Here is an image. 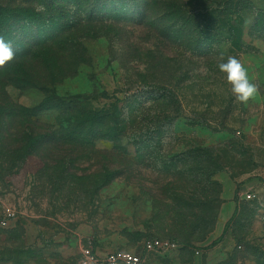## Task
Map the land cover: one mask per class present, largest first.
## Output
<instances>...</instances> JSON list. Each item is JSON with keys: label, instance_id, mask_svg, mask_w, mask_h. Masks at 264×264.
<instances>
[{"label": "rangeland", "instance_id": "374dc122", "mask_svg": "<svg viewBox=\"0 0 264 264\" xmlns=\"http://www.w3.org/2000/svg\"><path fill=\"white\" fill-rule=\"evenodd\" d=\"M184 1L188 14L182 21L153 12L141 22V6L135 10L120 4L129 21L90 28L84 41L90 62L74 77L46 89L6 87L10 100L26 108L37 106L48 91L64 99L82 95L86 107L114 117H128L134 107L138 142L118 123L116 142L89 137L66 142L54 162L41 168L40 158L30 159L9 188L0 185V264H80L85 249L134 252L146 264H264V188L259 185L264 170V32H252L264 20L258 15L264 0H226L239 13L226 19L217 14L225 0ZM30 35L44 37L35 30ZM12 46L16 53L18 47ZM230 55L242 61L259 88L247 104L235 102L217 67L221 56L226 62ZM57 57L51 55L53 61ZM18 62L37 83L56 79L45 78L46 66L33 58ZM157 87L171 90L176 104L166 106ZM150 95L160 100L150 104ZM165 114L172 122L159 130ZM66 119L57 109L36 117L60 128L68 127ZM194 150L207 152L187 160ZM45 154L50 153H44L48 158ZM160 157L173 161L163 165ZM205 167L212 173L220 168L202 186L206 194L180 192L177 203L166 199V192L174 194L168 191L174 185L186 190L190 178H203L189 169ZM245 183L258 191L256 200L241 197ZM227 202L237 209L231 221L233 215L228 219L223 211ZM181 206L186 217H216L202 239H192V229L172 224ZM155 239L176 247L144 251L143 242Z\"/></svg>", "mask_w": 264, "mask_h": 264}, {"label": "trees", "instance_id": "16d2710c", "mask_svg": "<svg viewBox=\"0 0 264 264\" xmlns=\"http://www.w3.org/2000/svg\"><path fill=\"white\" fill-rule=\"evenodd\" d=\"M229 3L230 1L225 0V7L221 13H217L221 19H226L232 14L236 15L235 17L239 15L236 9L231 10ZM120 4L123 6L131 4L135 10L142 7L141 22L147 21L153 12L158 15L163 13V16L169 14L173 19L180 21L188 14L187 3L184 0H0V36H3L6 42L11 41L18 47L13 60L0 67V185L7 184L6 188H9L12 177L18 175L30 159L40 158L41 168L46 162H54L55 153L62 151V144L66 142L78 141L85 137H89L91 141L104 138L116 142L118 136L116 128L118 129L119 125L122 130L131 132L132 142H138V117L134 107L131 110V113H134L133 116L131 113L128 117L121 116L123 119L120 123L118 122L120 116L114 117L101 110L86 107V98L82 95L64 99L48 91L49 94L45 95L37 106L26 108L12 102L5 90L9 85H15L22 90L46 89L50 84L54 85L66 78L74 77L81 65H87L90 62L84 47V41L90 38V28L107 23L119 24L129 21L126 16L127 11L120 7ZM258 15L264 18V11H259ZM33 30L43 34L44 37L34 39L30 35ZM259 31L264 32V20H259L252 30V32ZM52 54L58 55L59 60H71V64L66 67L57 62V58L53 61ZM28 58H33L46 66L45 78L56 79L37 83L24 67H19L18 61ZM58 69L60 70L56 74L55 71ZM157 89L166 106L170 103L176 104L171 90L166 87H157ZM159 100L160 98L153 95L149 97L150 104H156ZM51 109H57L66 114L67 128L36 121L37 115ZM171 122L172 118L165 114L158 127L159 130L168 128ZM45 151L50 153L45 154L49 156L48 158L44 156ZM201 152L207 151H190L186 155L187 160L195 161L199 158L198 156H201ZM159 160L166 165L171 163L173 158L160 157ZM189 171H196V175L203 178L201 180L197 177L190 178L189 187L186 190L184 186L180 188L174 185L168 190L174 193L173 195L166 192L167 200L177 203V199L181 197L180 192H187L189 195L200 192L206 194L207 189L202 186L205 183L210 184V176L219 172L220 168L213 173L209 167L201 170L194 168ZM200 207L205 210V206ZM182 211L181 206L180 215L174 218L172 224L177 228L192 229V239H202L215 224V216L211 220L197 216L186 217ZM236 211L237 209L230 221L234 218ZM221 240L222 238L214 242L212 246H216Z\"/></svg>", "mask_w": 264, "mask_h": 264}, {"label": "clouds", "instance_id": "9594fccd", "mask_svg": "<svg viewBox=\"0 0 264 264\" xmlns=\"http://www.w3.org/2000/svg\"><path fill=\"white\" fill-rule=\"evenodd\" d=\"M15 51L11 41H5L0 36V67L7 62L13 60ZM217 67L220 72L226 76L227 83L231 86V93L235 98V102L247 104L250 100L256 99L259 95V88L249 76L248 69L242 61L236 56H228L226 62L223 56Z\"/></svg>", "mask_w": 264, "mask_h": 264}, {"label": "built area", "instance_id": "2783aa9c", "mask_svg": "<svg viewBox=\"0 0 264 264\" xmlns=\"http://www.w3.org/2000/svg\"><path fill=\"white\" fill-rule=\"evenodd\" d=\"M259 185L264 188V170L259 177ZM258 191L256 189L242 188L241 197L246 201H254L257 198ZM7 222L3 221L2 226H6ZM176 245L169 241L159 239L145 241L143 250L146 252H165L172 250ZM80 264H146L142 254L127 251H113L107 254H99L90 249L82 251Z\"/></svg>", "mask_w": 264, "mask_h": 264}, {"label": "crops", "instance_id": "0c3cea01", "mask_svg": "<svg viewBox=\"0 0 264 264\" xmlns=\"http://www.w3.org/2000/svg\"><path fill=\"white\" fill-rule=\"evenodd\" d=\"M243 188H246V189H254V188L250 187L246 183L243 185ZM223 211L224 212H227L226 213V217L229 219V217H231L234 214V212H235V205H234V203L233 202H227L226 203V206L223 207Z\"/></svg>", "mask_w": 264, "mask_h": 264}]
</instances>
